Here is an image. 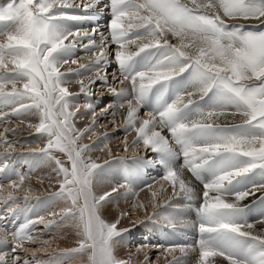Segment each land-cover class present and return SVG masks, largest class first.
<instances>
[{"label":"snow or ice","instance_id":"obj_1","mask_svg":"<svg viewBox=\"0 0 264 264\" xmlns=\"http://www.w3.org/2000/svg\"><path fill=\"white\" fill-rule=\"evenodd\" d=\"M76 8L106 12L108 36L99 26L69 27L66 22L88 19L71 14ZM78 49L95 59L80 63ZM111 60L122 77L118 83L128 82L119 91L108 85ZM65 65L77 68L62 71ZM90 72L96 78L85 84ZM73 77L86 97L97 81L109 86L116 98L111 114L127 106L123 129L135 133L131 147L142 146L154 158L125 159L109 149V158L97 163L91 153L107 148L109 136L105 132L99 141L81 143L96 134L98 120L91 102L81 113L78 94L68 87ZM110 108L105 105L101 114ZM142 109L147 119L140 117ZM88 114L90 123L78 128L76 120ZM237 115L242 119H229ZM13 119L36 135L17 142L7 135H15V128L0 131V264H42L37 253L47 254L46 264H131V256L118 255L121 238L130 230L118 225L130 212L111 222L103 215L121 189L125 200L136 195L128 160L162 169L159 179L146 186L160 183L151 193L154 212L149 219L178 198L189 206L199 201L191 224L195 245H173L164 252H191L195 264H264V212L249 222L251 205L242 203L264 190V0H0V124ZM39 141L44 147L13 155L17 146ZM123 143L128 151L126 138ZM19 161L30 165L29 173L17 171ZM112 162L124 166L122 182L102 179L101 170ZM40 166L50 167L47 178L58 190L33 200L25 181ZM105 184L109 187L97 192ZM22 189L24 196H17ZM165 193L168 199L161 204ZM257 201L264 204V195L253 203ZM137 207L144 205L134 203L132 210ZM37 209L47 216L34 213ZM159 218L167 228L187 224L175 216ZM38 225L49 235L72 229L76 246L52 248L35 234ZM38 241L44 247H29ZM170 264L183 260L173 255Z\"/></svg>","mask_w":264,"mask_h":264},{"label":"bare ground","instance_id":"obj_2","mask_svg":"<svg viewBox=\"0 0 264 264\" xmlns=\"http://www.w3.org/2000/svg\"><path fill=\"white\" fill-rule=\"evenodd\" d=\"M95 39H96V37H95ZM168 39L170 40V39H172V40H174L172 37H171V35H169L168 36ZM98 40H100V37H99V39ZM175 41V40H174ZM176 42V41H175ZM80 51H83L84 52V50L83 49H81ZM88 55V54H87ZM89 56V55H88ZM78 57H80V56H78ZM93 58H95V57H83L82 59H80L79 60V62L81 63V61L83 60V59H87L86 61L88 62L89 60V63H91L92 61L91 60H93ZM114 61V60H113ZM113 61H112V63H110L108 66H107V70L108 71H110L111 72V69H110V67H111V65L113 64ZM88 63V64H89ZM75 66H77V65H65L64 67H65V69H68L69 67L70 68H72L73 69V67H75ZM102 73V72H101ZM112 74V73H111ZM101 75V74H100ZM89 77H87L88 78V80L89 79H92V78H96V74H95V72H90L89 73V75H88ZM112 79V78H111ZM72 81V82H71ZM71 81H70V83H69V85H68V87H69V89L71 90V91H75V90H77V88H72L73 86H72V84L73 83H75L76 82V78L75 77H73L72 79H71ZM109 82V81H108ZM71 85V86H70ZM97 86H100V87H98V88H95V86H92L93 88H95V89H98V90H100V92L97 94V95H102L103 96V94H102V92L103 91H105V89H106V87H105V85L104 84H102V83H98V85ZM123 86H125V83H123V84H121V83H119V88L121 89ZM105 93V92H104ZM112 93L110 92L109 93V91L103 96V98L104 97H108V98H110V100H112L113 101V96L111 95ZM101 95H100V97H99V100H101L102 98H101ZM75 100H77V99H75ZM107 101V100H106ZM116 104H115V102L113 103V105H112V107L113 106H115ZM115 108V107H114ZM114 108H112V109H114ZM111 109V110H112ZM83 112H85V111H82V109H81V113H83ZM126 114H127V106H126V109H125V111L123 112V113H121V114H119V119H120V128H118V131H119V133H121V130H124L123 129V121H124V117L126 116ZM25 119L26 120H34V118L33 117H25ZM91 119V118H90ZM142 119H147V117L146 116H144ZM230 120H235V121H239L240 119H242L240 116H234V117H230L229 118ZM220 120H221V122H223V120H224V118L223 117H221L220 118ZM90 121V120H89ZM86 123V122H85ZM88 124V123H87ZM20 126V124L18 123V122H16V120L15 121H13V123H10V124H8V125H2L1 127H0V131H3V129L5 128V127H8V128H15L16 129V133H15V135H13V134H11V133H8L7 135H8V138H10V137H14V136H16L17 138L19 137L20 139H19V141H24V140H31V136H29L28 135V133H27V131L25 132V129H23V128H20L19 127ZM22 127V126H21ZM78 128H80L81 126H80V124H78V126H77ZM108 127V126H107ZM117 127V126H116ZM97 130V129H96ZM29 131H30V129H29ZM34 131V130H33ZM97 132H99V131H96V133ZM25 133H27L26 134V136H24L25 135ZM100 133V132H99ZM163 133V132H162ZM24 134V135H23ZM115 134V133H114ZM28 135V136H27ZM30 135H31V133H30ZM128 135H129V133H128ZM132 135V140L134 139V137H135V133L133 134H130V136ZM115 136V135H114ZM13 138V139H17V138ZM85 137H87V136H85ZM85 137H84V139H85ZM98 137V136H97ZM127 137V136H126ZM129 137V136H128ZM33 138V137H32ZM34 139H35V137H34ZM33 139V140H34ZM84 139H82L83 141H84V143L85 144H88V142L89 141H87L86 139L84 140ZM95 139H97V138H95ZM111 138H109V140L107 141V143L108 144H111L110 146L108 145V147L107 148H105L104 149V152H101L100 154H102L101 156H100V158L102 159V158H104V157H108V151H109V149L111 150V152L113 153V155H116V154H119L120 152H117L118 150H115L114 151V147H112L113 146V142L111 143L110 140ZM99 140H100V138H99ZM125 140V139H124ZM41 142L42 141H39L37 144H36V146L34 147V148H36L37 146H39L38 148H40V144H41ZM132 142V141H131ZM131 142H130V140L129 139H127V143H129L128 144V149H129V147H131ZM82 143V142H81ZM90 144H92L91 142H90ZM122 145V144H121ZM42 146H44V145H42ZM33 147V146H32ZM122 147H123V150H124V148H125V144H123L122 145ZM28 148H31V147H29V146H27L26 148H24V149H20L19 148V150L20 151H23V150H27ZM130 149H132V148H130ZM143 149V148H142ZM4 151V149L3 148H0V152H3ZM9 151H11V150H9ZM20 151H18V150H14V152L13 153H19L20 154ZM133 151V150H132ZM143 151V150H142ZM124 152V151H123ZM144 152H145V150H144ZM23 153H25V152H23ZM97 154H98V152L97 151H95V152H92L91 153V156L93 157V158H96L95 156H97ZM147 154H149V156H152L153 154L152 153H147ZM99 155V154H98ZM123 155V154H122ZM130 155H133V153H131ZM141 156V155H140ZM150 158V157H149ZM97 160V159H96ZM35 175H38V180H37V182H33L31 179H27V181H25V184L27 185V186H30V188L32 189V192H31V195H34V196H38V195H42V194H48L50 191H52V189L54 188V187H52V189H50V190H48V189H46L45 188V185L43 186L42 184V181H45L47 184L48 183H51L52 181H50L47 177H48V174H49V172H50V167L49 166H40V167H37V168H35ZM117 174V172H115V171H106V170H101V177H102V179H104V178H107V179H113V178H110L109 176L111 175V176H114V175H116ZM43 175H45L44 176V178H43ZM47 178V180H45ZM42 180V181H41ZM104 180H106V179H104ZM107 181V180H106ZM119 181V177L118 178H116V182H118ZM111 183H113V182H115V181H110ZM143 181H139L138 182V185H143ZM162 183V182H161ZM45 184V183H44ZM49 185V184H48ZM51 185V184H50ZM49 185V186H50ZM54 186H55V188L56 189H58L57 187V185L56 184H53ZM57 186V187H56ZM156 185H153V187L152 188H147L146 187V189L144 190V191H142L141 192V194H140V198H139V200H138V204L139 203H143V205H144V208H142L143 209V212H142V216L139 218V219H141V221H143L142 219H146V218H148L147 220H144L143 222H144V224L146 225V226H148V227H150V231H149V235H147L145 238L146 239H150L151 238V235H152V233H154L155 232V229L153 228L154 226H153V224H152V222L149 220V216L148 215H146L150 210H154L153 208H152V206H151V200H152V196H151V193L153 192V191H158V188H157V186L155 187ZM50 187V188H51ZM108 187V184H105V185H98L97 186V192H102L103 190H104V188H107ZM56 189H54V190H56ZM143 189V188H142ZM123 192H124V190L123 189H121L120 190V194L118 193V194H114V202H112V203H110V204H108L106 207H105V209L103 210V215H104V218L106 219V220H108L109 222H111V221H113V220H115L114 219V216L116 217V213H117V210H116V212L113 210V208H115V209H117L118 207H120L121 205H122V203H124V201H125V199L123 198V196H122V194H123ZM17 193H21L22 195H24L25 194V192H24V190L22 189V190H20L19 192H17ZM258 194V192L256 193V195ZM255 195V196H256ZM255 196H250L246 201H243L242 203H247V202H249L251 199H253ZM168 199V194L167 193H165L164 194V200H162V201H160V203L162 204V203H164L166 200ZM128 201V200H127ZM127 201H125V202H127ZM182 202H183V199H180V198H178V199H176V200H173V206H172V208L174 207V206H176V209H177V213H178V215H180L181 217L180 218H182V219H184L186 222H187V224H185V225H182V224H177L176 225V228H175V230L174 231H176V230H178L177 232H180V234H182V235H184V237H182L183 238V240H186L187 238H189V237H191V232H189L190 231V227H191V224H190V222H188L187 221V217H188V212L187 211H185L183 208H181V210H180V207H182ZM136 203V204H137ZM62 205H55L54 206V209H58L59 207H61ZM123 208V207H122ZM150 210H149V209ZM113 211H112V210ZM119 209V208H118ZM136 209H138V208H136ZM149 211H148V210ZM178 209H179V211H178ZM125 210H126V208H125ZM140 210V209H139ZM147 210V211H146ZM124 211V210H123ZM136 211V210H135ZM175 211V210H174ZM152 212H154V211H152ZM262 212H264V210L263 211H260V212H258V213H251L250 214V218H251V220H255V219H257V218H259V216H260V214L262 213ZM150 213V212H149ZM174 213H176V212H174ZM40 214H43V215H46L47 214V212L45 211V210H43V209H41L40 210ZM153 214V213H152ZM151 214V215H152ZM184 214V215H183ZM164 215H168V216H172L173 215V212H171V210L168 208V207H166V208H162V209H159L158 210V215H157V218L156 219H160L159 217L160 216H164ZM140 216V215H139ZM155 218V217H154ZM128 219V218H127ZM133 219H135V220H137V218L135 217V218H133ZM124 220V218L122 219V221ZM125 222H126V217H125ZM125 222L123 221V225L121 224L120 226H124V224H125ZM131 222V221H130ZM142 222V223H143ZM126 223H128V222H126ZM144 224H140V226H145ZM161 226H164L162 223L160 224ZM130 226V225H129ZM118 227H119V225H118ZM260 228H261V225H259V224H257L256 225V231L257 232H259V230H260ZM38 229V228H37ZM61 229H65L67 232L69 231V234L70 235H74L73 234V231H72V229H70V228H67V227H64V228H60V229H55L52 233H51V235H52V239L49 241L50 243H51V245H52V248H55L57 245L60 247V248H67V246H68V244H62L60 241H61V235L59 234L62 230ZM163 229H164V227H163ZM170 229H172V228H170ZM65 230H63V231H65ZM44 231V230H43ZM60 231V232H59ZM65 231V232H66ZM39 233V232H38ZM36 234V233H35ZM43 234V233H42ZM42 234H39L38 236H41ZM68 234V233H67ZM43 237V236H42ZM155 237V236H154ZM74 239H75V237H73ZM46 239V238H45ZM151 240V239H150ZM152 241V240H151ZM189 241H191V239H189L188 241H185V242H183V244L182 245H187V246H191V244H190V242ZM55 242V243H54ZM127 242V241H126ZM140 243H139V245L140 244H142L141 243V241H139ZM153 242V241H152ZM158 242H160L161 244H162V241L161 240H158V241H155V243H158ZM39 244L38 245H41L40 243L41 242H38ZM159 244V243H158ZM36 245V244H35ZM160 245V244H159ZM163 245V244H162ZM162 245H161V247L160 248H162ZM173 245H175V244H173ZM172 245V246H173ZM195 245V244H194ZM30 246V245H29ZM157 246V245H156ZM176 246H177V244H176ZM32 247V246H31ZM41 247V246H40ZM42 247H44V245H42ZM120 247H121V244L118 246V253H119V249H120ZM140 249V248H139ZM154 249H157V251L159 250V247H157V248H154ZM151 250V249H150ZM49 251H51V249L49 250ZM162 252H163V250H161ZM135 252V251H134ZM146 252H147V249L146 248H144V250H137V253L135 254V255H131V264H146L147 263V261H145V257H143L144 255H146L147 256V254H146ZM155 252V251H154ZM159 252V251H158ZM147 253H149V252H147ZM175 253H176V255H178V257L180 256V257H182V259H183V264H191V261L190 260H195V258H192V256H191V253L189 252L188 253V255L187 256H183L180 252H179V250H176L175 251ZM175 253L174 254H169L168 252H165V257H163V258H161V257H159V260H157L158 261V263H154V264H159L160 263V261H161V259H163V262H166V263H168V264H170V262L171 261H168L170 258L171 259H173V255H175ZM41 253H37V256H39ZM42 254H45V253H42ZM29 255H30V253H29ZM118 255H120V254H118ZM121 256V255H120ZM40 257V256H39ZM45 257L47 258V256L46 255H44V256H42L41 258L43 259H45ZM129 257V256H128ZM127 256H126V258H128ZM181 259V258H180ZM190 259V260H189ZM46 260V259H45ZM48 260V259H47ZM222 260V259H221ZM46 262L47 261H45V263L44 264H46ZM79 262V260H75V261H72L71 262V264H76V263H78ZM226 264L225 263V261H222V264Z\"/></svg>","mask_w":264,"mask_h":264},{"label":"rangeland","instance_id":"obj_3","mask_svg":"<svg viewBox=\"0 0 264 264\" xmlns=\"http://www.w3.org/2000/svg\"><path fill=\"white\" fill-rule=\"evenodd\" d=\"M98 38H96V42H99L100 43V40H97ZM172 43H176L174 40H170ZM81 50V49H80ZM94 57V56H93ZM71 66V65H70ZM102 76L103 75H105L103 72L102 73H100ZM106 75H107V77L109 78V77H111L112 76V74H111V72L110 71H108L107 70V73H106ZM109 81V80H108ZM72 82V81H71ZM85 82V84H88V78H86V80L84 81ZM98 83H99V81H97V83L95 84V88H98V87H100V86H97L98 85ZM109 84V83H108ZM77 85L79 86V84L77 83V82H75V83H73L72 84V88H77ZM117 85H118V87H119V83L117 82ZM71 86V85H70ZM120 89V88H119ZM109 90L106 88L105 89V91H103L102 92V94H103V96L108 92ZM105 92V93H104ZM109 93H110V91H109ZM101 95V94H100ZM100 95H97V96H99L100 97ZM112 95V94H111ZM103 96L101 95V98H103ZM99 97H98V100H99ZM76 102H77V100H76ZM112 105V100H110V98H107V101H106V104L105 105ZM105 106H99L98 107V112L99 113H97V109H96V113H97V120H98V124H97V126H96V131H99V132H97L94 136H92V138L91 139H88L87 137H85V139L87 140V141H89V143L91 142V143H93L91 140L94 138H97V140L95 139V141H99V138H101V135L103 134V133H105V132H107V134H108V136H109V138H111L110 140V142L112 143L113 142V146L112 147H114V151L115 150H118L117 152H120L119 154H126L127 153V155H130L131 153H133V155H135L134 153H136V154H140L141 155V153L143 152L142 150H144V149H142V146H140V147H138V148H132V147H129V149H128V151H124L123 150V147H122V145L124 144L123 143V141H124V139L126 138V139H129L130 140V142L132 141V135L130 136V134H132V133H129V135L128 134H126L125 133V131L124 130H121V133H119V131H118V128H120V119H119V114H121V113H123L124 111H125V109H126V105H125V107L124 108H122V109H120L119 111H116V114H115V116H113L111 113H112V110H114L115 108L114 107H116V105L115 106H113L112 108H114V109H112V108H110L109 109V112H108V114L107 115H102L101 114V109L102 108H104ZM82 109V111H85L83 108H81ZM81 109H80V111H81ZM112 109V110H111ZM145 115L143 114L142 115V113H140V117L141 118H143ZM85 117V116H84ZM89 120H91V119H89ZM86 121V123H85V121H80V122H77L78 121V119L76 120V125L78 126V124H80V126H86V125H88L89 123H90V121ZM15 121V120H14ZM113 121H116V123H113ZM13 122V121H12ZM88 123V124H87ZM2 126V125H1ZM0 126V127H1ZM22 126V127H21ZM108 126V127H107ZM117 126V127H116ZM20 128H23V129H25V132L27 131V133H28V135L29 136H31V140H33L34 139V135H33V133H34V129H30V128H28V127H26V125H24V124H20V126H19ZM29 129H30V131H29ZM163 132V131H162ZM27 133H25V135L24 136H26V134ZM30 133H31V135H30ZM115 133V134H114ZM134 134V133H133ZM162 134H164L165 135V133L163 132ZM27 135V136H28ZM115 135V136H114ZM98 136V137H97ZM127 136V137H126ZM129 136V137H128ZM16 136H14L13 138H15ZM33 137V138H32ZM12 137H10L9 139L10 140H16L17 142L19 141V137L17 138V139H13ZM84 139V138H83ZM84 139V140H85ZM25 141V140H24ZM82 143H84V142H82ZM36 144L37 143H32V145H33V147H31V146H29V147H31V148H34L35 146H36ZM85 144V143H84ZM122 144V145H121ZM129 144V143H128ZM111 144H109V146H110ZM40 147H42V146H40ZM21 148V147H20ZM23 148H25V147H23ZM38 148V147H37ZM130 148H132V149H130ZM15 150H18V151H20L19 150V147L17 146L16 148H15ZM22 150V149H21ZM133 150V151H132ZM124 151V152H123ZM14 152V151H13ZM22 152H25V150H23V151H20V153H22ZM98 152V154H97V158L98 159H100V156L102 155V154H100L101 152L100 151H97ZM122 152V153H121ZM144 155H146V153H144ZM138 156V155H137ZM148 156H149V154H148ZM46 177V176H45ZM110 178H113V179H107V178H104V179H106L107 181H115V183H117L116 182V178H118V175L116 174V175H114V176H109ZM45 180H47V178L45 179ZM27 181V180H26ZM42 181V180H41ZM42 185L44 186L45 185V188L46 189H48V190H50V189H52V187H54L55 188V186L53 185V184H55V182H51V183H46L45 181H42ZM45 183V184H44ZM154 185H156L157 186V188H158V190L160 189V183H155ZM52 186V187H51ZM155 186V187H156ZM51 187V188H50ZM108 187H109V185H108ZM148 188V187H147ZM146 189V187H144L143 189H141L140 191H139V193L138 194H136L135 196H132V195H129L128 196V201L127 200H125V201H127V202H125L124 201V203H122V205L120 206V207H118L117 209H115V208H113V210L116 212V210H117V213H116V217L121 213V212H130V215L129 216H125L126 217V222H128V223H126L125 222V217H123L124 218V222H125V224H124V226H120L121 224L123 225V221H122V219H121V224H119V227L118 228H120V229H130L129 231H127V232H125L124 234H123V236H122V238H121V240H122V244H121V247H120V249H119V253L118 254H120L121 255V257H123V258H126V256L128 257V256H131V255H135L136 253H137V250H144V248H146L147 249V252H149V253H147L146 252V254H147V257L149 258L148 259V261H147V263L146 264H154L155 262L156 263H158V261L157 260H159V257H161V258H163V257H165V252L163 251H161V250H163L162 248H160L161 247V243L160 242H158V243H155V240L154 239H156V237H154L155 235H153V233H152V235H151V240L154 242V245H153V243H152V245L151 244H145V243H143V241L142 240H144L143 239V236H147V235H149V231H150V227H148V226H146L145 224H144V220H147L148 218H146V219H142L143 221H141V219H139L141 216H142V212H143V209L142 208H139V207H137L138 209H135L134 211L132 210V206H133V204L134 203H137L138 202V200H139V198H140V194H141V192L142 191H144ZM124 190V189H123ZM19 193H16V195H18ZM116 194H118V193H116ZM120 194V193H119ZM20 195H22L21 193H20ZM138 204V203H137ZM174 204H173V201L171 202V206L170 207H168L170 210H171V212H173V215L172 216H175V217H181L180 215H178V213H177V209H176V206H174L173 208H172V206H173ZM123 207V208H122ZM125 208H126V210H125ZM181 208L182 207H180V210H181ZM140 209V210H139ZM149 209V208H148ZM147 209V210H148ZM112 210V209H111ZM112 210V211H113ZM124 210V211H123ZM146 210V211H147ZM150 210V209H149ZM148 210V211H149ZM175 210V211H174ZM152 211H154V210H150L146 215H148L149 217L150 216H152L151 214L153 213ZM178 211H179V209H178ZM182 211V210H181ZM174 212H176V213H174ZM140 215V216H139ZM184 215V214H183ZM46 216H47V214H46ZM115 216H114V219L116 218ZM137 218V220H135V219H133V218ZM128 218V219H127ZM157 218V216L154 218H152V219H149L150 221H152V220H158V222L161 224V220L160 219H156ZM131 221V222H130ZM143 222V223H142ZM140 224H144L145 226L143 227V226H140ZM130 225V226H129ZM39 227V228H38ZM162 227H164V226H162ZM37 231H36V233L37 232H39V234H42L43 235V237H44V239L46 238L47 240H49L50 238L52 239L53 237H52V235H49V234H44L45 233V230L43 231V225H39V226H37ZM164 229L165 230H167L168 228L167 227H164ZM62 231L60 232V233H63V237L61 236L60 238H61V243L62 244H68V246H67V248H70V247H75L76 245H75V239L73 238L74 237V235H70L69 234V231L67 232L65 229H61ZM63 230H65V231H63ZM141 230H142V232H144V234H146V235H141V236H132V233H134V234H138V233H140L141 232ZM68 233V234H67ZM39 234H36V235H39ZM132 236V237H131ZM130 237H131V239H130ZM50 239V240H51ZM49 240V241H50ZM146 240H148V239H146ZM127 241V242H126ZM139 241H141V243L142 244H140L139 245ZM39 242V241H38ZM36 243V245H30L29 247H42V243H40L41 245H38L39 243ZM190 242V244H191V246H194V243L192 242V241H189ZM55 243V242H54ZM141 245H145V247H140ZM157 245V246H156ZM157 247H159V252L157 251V249H154V248H157ZM140 248V249H139ZM151 249V250H150ZM50 250V249H49ZM178 250V249H177ZM135 251V252H134ZM155 251V252H154ZM191 253V252H190ZM44 255H46L47 256V254H40L39 256L40 257H42V256H44ZM30 256V255H29ZM159 256V257H158ZM175 256L177 257V258H181L182 259V257H178V255H176V253H175ZM191 256H192V258H195V254H193V253H191ZM143 257H146V255H144ZM44 259V258H43ZM45 259H46V261H47V259H48V256H47V258L45 257ZM218 259H221V258H218ZM183 260V259H182ZM190 260V259H189ZM168 261H172V259L170 258ZM191 261V264H195V260H190ZM225 263L227 264V262L225 261ZM75 264V263H74ZM76 264H81V262L79 261L78 263H76ZM159 264H168V263H166V262H163V259H161V261H160V263ZM224 264V263H223Z\"/></svg>","mask_w":264,"mask_h":264}]
</instances>
